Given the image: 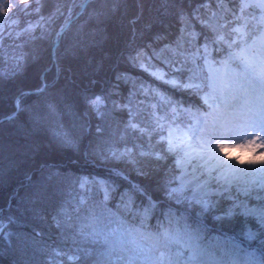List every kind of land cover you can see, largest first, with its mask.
<instances>
[{
  "label": "trees",
  "instance_id": "16d2710c",
  "mask_svg": "<svg viewBox=\"0 0 264 264\" xmlns=\"http://www.w3.org/2000/svg\"><path fill=\"white\" fill-rule=\"evenodd\" d=\"M238 1L88 0L78 15L84 0L24 3L17 27L31 28L16 38L9 63L0 64V91L8 106L0 103V119L16 110L17 95L19 108L0 122V130L10 125L25 130L47 153L38 159L23 150L0 156V264H98L88 255L81 229L96 207L151 233L169 226L164 215L175 212L166 197L174 185L175 153L158 119L167 111L157 99L148 107L145 96L157 88L168 103L186 104L191 91L175 88L163 72L177 81L196 80L187 61L195 57V42L239 21ZM117 15L119 51L114 57L95 55L106 42L100 35ZM68 20L53 51L54 34ZM83 54L87 80L74 87V100L67 99L61 86L73 76L72 58ZM31 70L34 81L27 78ZM158 81L167 82L158 86ZM44 159L51 164L41 167ZM58 159L69 167L54 169ZM113 167L126 178L111 172ZM48 182L53 192L40 198L34 190ZM147 205L148 218L132 216L131 208ZM185 218L204 238L243 239L235 218L220 206L203 207L202 223ZM248 243L264 253V231ZM261 260L264 264V256Z\"/></svg>",
  "mask_w": 264,
  "mask_h": 264
},
{
  "label": "rangeland",
  "instance_id": "374dc122",
  "mask_svg": "<svg viewBox=\"0 0 264 264\" xmlns=\"http://www.w3.org/2000/svg\"><path fill=\"white\" fill-rule=\"evenodd\" d=\"M30 1L0 0L1 65L9 63L15 55L18 45L16 38L22 31L31 28L30 24L20 31L15 29L19 20L17 18L24 13L22 10L26 6L22 4H29ZM238 17L241 20L231 24L226 33L214 31L215 35L207 34L203 40L195 42V59L188 58L187 61L191 64L194 76H197V83L190 79L177 82L168 73H163L168 77L167 81L176 84L177 88H190L193 90L192 95L198 94L196 102L187 108L176 103L168 104L159 89L151 90L145 97L147 106L153 105L154 99L167 103V108H164L167 113L160 115L159 119L165 142L172 145L175 153L174 185L166 194L168 205L175 212L164 215L169 227L163 228L160 234H154L130 225L101 207L94 208L91 210L92 216L88 217L81 229L89 244L88 255L96 257L98 264H263L261 250L249 246L248 242L264 231V105H261L264 90L261 94H247L251 104L254 103L251 109L240 115L241 120L233 133L227 161L233 159L235 162L230 173L213 177L208 183V176L203 175L198 179L194 178L188 187L181 184L184 175L198 177L199 170L209 165L205 161L206 153L212 146L220 144L219 137L212 142H196L195 139L200 137L198 129L204 118L209 117L206 107L212 108L213 99L223 90L222 81L229 77L238 79L240 75L250 74L258 64L260 67L264 64V0H239ZM120 22L119 15L112 17L107 34L100 35L101 38L106 37L103 52L99 49L95 55L104 57L106 53H113L114 57L117 54ZM86 56L83 54L72 58V63L75 64L72 67L73 76L65 78L66 82L61 86L70 96L67 99L74 100L77 95L74 87L80 88L81 80H87L84 74L88 71L84 67L89 68ZM30 76L29 80L34 81L32 70ZM163 83L159 81L160 85ZM4 95L5 91H0V103L8 107ZM5 116L7 115L2 118ZM164 116L166 117L163 118ZM26 136L25 130L12 125L2 128L0 156L10 157L23 150L35 155V159L44 158L47 149L36 146L37 137L28 139ZM28 141L34 145H27ZM190 154L194 155V159L188 161ZM46 160L40 161L42 164L39 165L42 167L44 163L51 164ZM59 160H53V163H58ZM245 165L249 166V171L244 169ZM94 179L100 184L106 183L102 178ZM202 185L204 192L196 193L195 190ZM215 206H220L235 218L234 221L242 230L243 240L232 236L220 238L217 234L202 238L199 231L189 227L186 218L181 216L186 214L187 217L202 222L203 207ZM127 210L130 211V206ZM150 211V206L135 208L133 215L147 218Z\"/></svg>",
  "mask_w": 264,
  "mask_h": 264
},
{
  "label": "bare ground",
  "instance_id": "6f19581e",
  "mask_svg": "<svg viewBox=\"0 0 264 264\" xmlns=\"http://www.w3.org/2000/svg\"><path fill=\"white\" fill-rule=\"evenodd\" d=\"M57 41H54L53 47H55ZM31 76H28L29 79ZM242 77V79H240ZM240 78H231L222 81L223 90L215 96L214 104L212 108L206 107L208 110L209 117H205L201 126L199 127V139H195L197 142L214 141L215 138L219 137L220 144L218 146H212V149L206 153L205 161L209 163L204 169L199 170L198 177L190 175L186 177L184 175L181 179V184L184 187L190 186V183L195 179L200 178L205 175L208 176L206 182H210L213 177H222L233 169L234 160L227 161L228 155L230 154V149L232 148V138L235 129H237L239 121L241 120L240 115L245 114L246 110L253 107V103L248 97L249 92H254L256 94L262 93L264 90V64L260 67L259 64L251 71L250 74L241 76ZM29 82V80H28ZM241 85H245L242 88ZM261 105H264V96L261 97ZM194 159V155L190 154L188 161ZM69 167L66 162H58L55 164L54 169L64 170V168ZM52 167V166H50ZM112 172V170L110 169ZM187 173L184 172V174ZM210 176V177H209ZM54 186V185H53ZM50 182L46 183L43 188L34 190L40 195V198H46L47 195L51 194L54 188ZM132 188L137 190L142 194L140 187L134 182H131ZM37 188H40L38 186ZM204 185L195 190L196 193H203ZM33 191V192H34ZM142 206L143 207H148ZM1 211V209H0Z\"/></svg>",
  "mask_w": 264,
  "mask_h": 264
},
{
  "label": "water",
  "instance_id": "95a60500",
  "mask_svg": "<svg viewBox=\"0 0 264 264\" xmlns=\"http://www.w3.org/2000/svg\"><path fill=\"white\" fill-rule=\"evenodd\" d=\"M11 116H5V117H3L2 119H8V118H10ZM2 119L0 120V121H2Z\"/></svg>",
  "mask_w": 264,
  "mask_h": 264
}]
</instances>
